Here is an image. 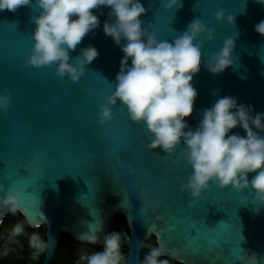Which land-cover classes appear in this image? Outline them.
Returning a JSON list of instances; mask_svg holds the SVG:
<instances>
[{
    "label": "water",
    "instance_id": "obj_1",
    "mask_svg": "<svg viewBox=\"0 0 264 264\" xmlns=\"http://www.w3.org/2000/svg\"><path fill=\"white\" fill-rule=\"evenodd\" d=\"M140 3L146 9L140 19L145 27L152 25L149 31H156L158 39L171 42L194 18L213 31V39L201 38V65L191 81L197 96L184 118L189 127L194 130L200 111L225 95L251 105L253 114L264 112V37L254 31L264 19V5L254 0H180V8L164 11L159 0ZM217 9L231 14L233 24L215 20L211 13ZM36 14L29 5L0 12V94L6 90L10 95L7 110L0 112V195L11 189L19 200L16 212L27 223L45 227V243L51 247L42 264L49 263L61 233L77 241L79 234L94 232L97 243L89 244L100 245L116 215L124 217L128 229L127 264H140V249L150 236L156 247L166 243L156 221L170 226L178 242L200 248L187 255L183 246L178 250L170 244L164 258L181 264H239L241 248L257 253L258 264H264V207L250 202V189L236 193L210 184L200 198H192L180 189L190 168L159 148L146 149L147 133L133 122L129 128L123 107L113 106L112 119L98 123L97 104L113 90L109 82H114L123 56L103 35L104 25L114 23L109 11L95 13L99 28L69 53L70 58L78 56L88 46L98 53L78 83L56 76L55 65L25 64ZM234 34L232 65L211 74L207 58ZM232 133L244 135L239 126ZM181 147L182 142L173 158ZM117 153L123 159H116ZM7 213L0 209V224ZM229 235L235 244L230 257L203 247ZM167 247L178 254L170 256Z\"/></svg>",
    "mask_w": 264,
    "mask_h": 264
},
{
    "label": "clouds",
    "instance_id": "obj_2",
    "mask_svg": "<svg viewBox=\"0 0 264 264\" xmlns=\"http://www.w3.org/2000/svg\"><path fill=\"white\" fill-rule=\"evenodd\" d=\"M264 5V0H254ZM164 11L182 5L180 0H159ZM32 6L37 12L31 17V50L25 60L34 67H54V74L78 83L87 68L98 58L95 48L80 49L79 55L70 58V51L88 35L95 34L99 20L95 14L106 9L109 20L103 27V35L120 48L123 56L113 90L97 104V121L103 125L112 119V108L119 104L129 120L141 125L147 133L145 148H159L167 157L177 154L190 168L186 182L180 185L192 198H200L210 184L217 188L230 187L239 193L243 189L252 192L251 203L264 207V112L253 114L251 105L237 104L236 98L219 97L199 113L197 127L193 130L185 117L193 111L197 92L191 84L199 71L202 53L201 38L213 39V31L200 19L194 18L183 32L171 42L158 39L152 25L144 26L140 19L146 9L140 0H0V12H14L20 6ZM215 20L222 18L232 25L231 14L217 9L211 13ZM254 31L264 37V19L254 25ZM235 37V39H233ZM237 35L225 38L219 51L207 58L205 66L211 74H219L233 63L232 49ZM123 41V43H121ZM10 95L0 94V112L7 110ZM239 126L244 135L229 134ZM254 173L251 179L248 174ZM211 182V183H209ZM19 200L11 189L0 195V209L15 214ZM23 225L17 223L10 230L11 236L22 234ZM94 232L78 235L77 241L97 243ZM102 250L83 253L79 264H123L121 233L110 232L103 237ZM33 255L46 252L51 246L33 234L29 240ZM239 264H258L261 256L240 248ZM166 254L161 243L151 247L143 257V264H169L162 259ZM168 254V253H167ZM178 252L172 250L170 256Z\"/></svg>",
    "mask_w": 264,
    "mask_h": 264
},
{
    "label": "flooded vegetation",
    "instance_id": "obj_3",
    "mask_svg": "<svg viewBox=\"0 0 264 264\" xmlns=\"http://www.w3.org/2000/svg\"><path fill=\"white\" fill-rule=\"evenodd\" d=\"M4 219L5 221L0 224V264H42L45 252L34 257L33 249L29 246V240L33 234H38L41 240L46 242L45 227L43 225L33 226L27 223L18 212H15V214L8 212ZM17 223L23 225V232L13 237L10 235V230ZM125 229L127 230L128 237L126 223ZM110 232H112V228ZM121 237H123V234H121ZM151 237L143 243L140 249V264H143V257L149 249L156 247L155 239L153 237V241H151ZM101 250L102 243L100 245H92L78 242L71 239L67 234L61 233L54 254L48 264H79V256L81 254ZM121 251L124 256L123 264H127V247L125 250L121 247ZM168 260L169 264H181L175 260Z\"/></svg>",
    "mask_w": 264,
    "mask_h": 264
},
{
    "label": "snow or ice",
    "instance_id": "obj_4",
    "mask_svg": "<svg viewBox=\"0 0 264 264\" xmlns=\"http://www.w3.org/2000/svg\"><path fill=\"white\" fill-rule=\"evenodd\" d=\"M127 115V114H126ZM131 121H129V128L131 129ZM133 133L130 131L129 132V135H132ZM148 139V138H147ZM156 154V153H154ZM116 159H123V156L122 154L120 153H117L116 156H115ZM169 159H174L177 163H180V159L178 157H169ZM231 203V201H228ZM30 204L26 203L25 204V207L28 208ZM157 216V215H156ZM155 225H156V228L160 231L161 233V236H167L168 239L166 240V243L163 244L165 246V250H166V246L172 244V245H175L174 247H176L178 250L181 246H183L185 248V251H186V254L187 255H190L192 254L193 252H199L200 251V248L198 249H193L192 247H190L187 242L183 241V240H180V242L177 241L175 235L173 234V230L170 226L162 223V222H159V221H156L155 222ZM230 231H231V228H230ZM204 248H208L211 252L213 253H217L218 256H221V257H230L233 255V248L235 247V244L233 243L232 239H231V236L229 235L228 238H225V239H220V240H217L215 243L213 244H204L203 245ZM173 247L171 248H168L167 247V251L169 253H171Z\"/></svg>",
    "mask_w": 264,
    "mask_h": 264
},
{
    "label": "trees",
    "instance_id": "obj_5",
    "mask_svg": "<svg viewBox=\"0 0 264 264\" xmlns=\"http://www.w3.org/2000/svg\"><path fill=\"white\" fill-rule=\"evenodd\" d=\"M4 221L5 219L3 220V222ZM113 231L123 234V237H121V245H122L121 247L123 248V250H125L128 237H127V230L125 229V220L122 215H116L112 225V232ZM150 240L153 241V237H151Z\"/></svg>",
    "mask_w": 264,
    "mask_h": 264
}]
</instances>
